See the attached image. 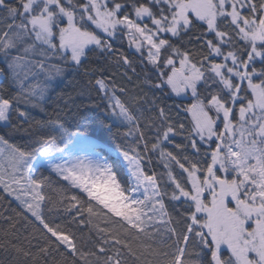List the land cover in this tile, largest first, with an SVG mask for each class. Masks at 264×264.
<instances>
[{
	"label": "snow or ice",
	"instance_id": "snow-or-ice-1",
	"mask_svg": "<svg viewBox=\"0 0 264 264\" xmlns=\"http://www.w3.org/2000/svg\"><path fill=\"white\" fill-rule=\"evenodd\" d=\"M194 28L197 47L175 42ZM125 41L142 66H152L155 88L191 92L183 110L192 127L154 101L159 124L147 126L149 137L101 77L94 87L135 139L122 159L65 158L72 133L59 119L37 122L51 132L35 147L0 136V191L34 225L20 236L16 221L5 218L0 264H264V0H0V77L14 89L0 87V121L16 115L27 122L19 105L43 100L55 77L82 66L95 49L132 68ZM40 74L45 81L33 83ZM175 108L178 117L181 105ZM177 135L187 143L175 148L197 158L164 147ZM156 152L166 173L146 170ZM53 174L79 190H58L68 223L50 218L52 208L45 212Z\"/></svg>",
	"mask_w": 264,
	"mask_h": 264
},
{
	"label": "trees",
	"instance_id": "trees-1",
	"mask_svg": "<svg viewBox=\"0 0 264 264\" xmlns=\"http://www.w3.org/2000/svg\"><path fill=\"white\" fill-rule=\"evenodd\" d=\"M197 28H194L188 36H183L175 42L182 47H197L193 35ZM190 38L193 41L192 43H189ZM90 47L94 48V46ZM116 47L121 49L119 43L116 44ZM121 50L129 55L133 61L132 68L135 69L134 72L132 68L118 66L108 53L102 54L99 49H95L88 53V57L82 66L78 68L66 67L63 75L55 77L48 85V91L43 100L38 103H21L19 108L27 114V122L23 118L14 115L11 123L0 124V136L8 140L10 144L18 147H35L34 141L36 139L51 132V128H39L37 122L48 123L59 119L65 124L67 130L72 133L70 137L77 134L91 137L99 142L97 150L106 160L112 162L118 158L121 159L113 150L119 152L126 150L129 145L135 143V139L133 136L124 135L129 131V126L121 121H116L112 117L111 110L106 107L107 101L101 99L103 93L98 92L94 87L95 80L101 77L115 85L116 95L121 100L129 103L134 114L140 118L141 128L147 132L149 137L152 132L147 126L153 123L159 124L157 111L154 110L153 106L154 101L158 106H167L169 115L173 116L174 119H178V122L184 123L185 127L190 129L193 124V116L183 109L184 106L192 102V97L189 95L177 96L167 87L163 90L155 88L154 85L158 83V78L152 66H142L139 54L136 53L134 48H130L126 41ZM50 63L55 64L57 60L53 59ZM37 81H45L43 74H40L32 82ZM0 87L14 91L13 88L9 87V81L4 77H0ZM120 89L124 91L121 92ZM201 92L203 93V89H201ZM175 105H181L178 117ZM186 143L184 136L177 135L172 143H167L164 147L177 156L188 155L197 158L190 148L185 152L175 148L176 144L184 145ZM150 155L152 163L146 166L149 174L152 171L157 174L166 173L167 169L164 167V161L161 160L159 152ZM172 167L174 172L179 173L180 170L177 166L172 165ZM40 171L46 176L49 175V171L46 169ZM122 171L125 178H127V168L123 167ZM52 180V186L45 189V193L52 197L53 203L47 205L45 212L48 211V208H52L53 211L49 213L50 218L56 219L58 223H68L71 221V216L63 211L62 205L56 203L60 198L58 190L66 189L62 193L66 196L79 194V190L71 188L68 182L62 181L55 174L52 175ZM179 207L180 205L177 204L176 208ZM19 211V201L0 191V232L9 227V221L5 218L12 217L16 221L18 235L27 236L32 233L34 225L30 223L32 220L31 215L28 214L29 219L25 221L16 216ZM169 211H172L171 206ZM173 215L177 220L180 219L176 213H173ZM98 223L100 227L106 226L102 220ZM71 226L74 231L78 232L76 225ZM83 231L87 233L88 229L84 228ZM33 242L35 243V241ZM4 258L5 254L0 252V259Z\"/></svg>",
	"mask_w": 264,
	"mask_h": 264
},
{
	"label": "rangeland",
	"instance_id": "rangeland-1",
	"mask_svg": "<svg viewBox=\"0 0 264 264\" xmlns=\"http://www.w3.org/2000/svg\"><path fill=\"white\" fill-rule=\"evenodd\" d=\"M178 66L179 65L177 64V67ZM186 95L191 96V92L189 91L186 94L182 93L180 96L182 97V96H186ZM116 121H119V120H116ZM68 138H71V139H68L67 151L63 154L65 158L80 157V156H88L92 159H96L98 157L105 158L97 150V146L99 145V142L96 141L95 139L88 137V136H84L82 134H77L73 137H68ZM113 152L115 154H117L122 159V157L120 156L121 152L116 151V150H113ZM56 155H60V154L56 153ZM125 164H126V162H125ZM127 171H128V169H127Z\"/></svg>",
	"mask_w": 264,
	"mask_h": 264
},
{
	"label": "crops",
	"instance_id": "crops-1",
	"mask_svg": "<svg viewBox=\"0 0 264 264\" xmlns=\"http://www.w3.org/2000/svg\"><path fill=\"white\" fill-rule=\"evenodd\" d=\"M90 47V46H89ZM0 124H7V123H5V122H3V121H0Z\"/></svg>",
	"mask_w": 264,
	"mask_h": 264
}]
</instances>
